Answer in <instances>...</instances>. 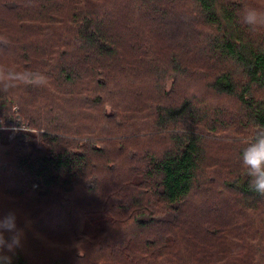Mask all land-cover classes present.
I'll list each match as a JSON object with an SVG mask.
<instances>
[{
    "label": "trees",
    "instance_id": "1",
    "mask_svg": "<svg viewBox=\"0 0 264 264\" xmlns=\"http://www.w3.org/2000/svg\"><path fill=\"white\" fill-rule=\"evenodd\" d=\"M124 1L81 0L73 5L69 19L44 20L43 25L34 21L33 40L49 42L46 55L12 65L19 70H37L48 77L45 86H20L0 94V125L11 128L20 120V124L30 128L10 141V129L0 130V215L15 211L18 227L23 231L22 246L16 249L12 264H170L162 260L163 248L168 245L162 246L160 234L169 231L175 235L180 226L193 223L186 216V204L201 196L207 185L218 186L226 193L232 191L245 230L253 223L259 226L264 222V197L250 190L249 178L241 165L247 142L235 143L238 155L225 157V149V153H218L214 165L203 168L207 143L228 144L210 140L224 133L230 140L231 128L223 129L225 123L220 125L218 117L211 120V112L197 109L196 95L189 90L184 91V97L165 102L180 80L205 73L200 63L194 68L190 66L188 52L175 48L169 55L166 70L170 67L173 73L161 102L146 101L128 112L110 104L120 90L115 85H121L126 74H130L131 82L146 71L153 79L159 71L154 64L157 57L163 53L167 56L166 51L148 55L152 50L148 42L149 49H141L147 53L139 58L146 66L136 67L129 61H134L131 56L115 47V31L107 20L121 9L118 5ZM40 2L44 9L53 6L51 0L33 1ZM132 2L139 8L148 7L145 12L150 32L154 27L158 34L164 33L168 20L181 15L178 9H185L187 2L195 5L203 25L214 29L206 48L218 54L223 63L232 65L211 76L207 88L243 106L246 121L240 122L239 132L242 137L252 134L253 138L256 129L264 127V32H250L242 23L244 1ZM23 3H13L15 7L12 2L2 5L9 12L21 14ZM23 17L21 21L15 20L22 31L31 24L25 13ZM159 40L156 42L160 43ZM97 57L116 62L109 68H113L115 84L106 92L101 74L110 70L91 65ZM94 71L96 78L91 74ZM62 74L66 82L75 85L69 95L54 86ZM70 98L79 101L83 109H64L63 100ZM225 113L215 111L217 116L224 117ZM215 173L222 178L216 177L215 181L210 176ZM137 174L141 180L134 178ZM217 200L213 199L211 205ZM81 212L104 223L102 234L76 248L60 243L56 223ZM199 225L208 238L226 235L213 221L203 218ZM157 228L159 232L151 235ZM191 230L188 236L192 241L204 236ZM252 233L256 243L244 251L251 258L248 264H259L264 262V230L260 225ZM174 240L169 247L174 248ZM204 244L205 241L202 246L195 244L193 258L204 254L194 260L195 264H201L204 256L209 260L216 258L204 251L208 249Z\"/></svg>",
    "mask_w": 264,
    "mask_h": 264
},
{
    "label": "rangeland",
    "instance_id": "2",
    "mask_svg": "<svg viewBox=\"0 0 264 264\" xmlns=\"http://www.w3.org/2000/svg\"><path fill=\"white\" fill-rule=\"evenodd\" d=\"M35 3L37 0H33ZM33 1L28 0H0V36L6 37L9 40V44H13L11 49H6L3 52H0V65H9L14 64H26L32 59L45 57V47L49 44L46 40H37L34 41V35H36L32 28L34 21L39 25H43V22L51 21L59 18L69 19L73 11V5L80 3L81 0H51V5L53 6L49 9H44L45 6L43 3L34 4ZM245 5H251L264 10V0H242ZM3 2H12L20 4L24 2L23 12L27 16L29 27L23 29V31L15 24V20H23L24 13L18 14V12L7 11L3 8ZM15 7L16 5L13 4ZM36 5V6H35ZM120 10L107 20L110 23V29L115 31L116 44L115 47L119 49V52L125 53L124 55L131 56L136 67L146 66L143 61H140L141 54L145 55V51L141 50L149 49L148 42L152 44V50L148 55L153 56V53L166 51L157 57V60L154 64L159 69L158 74L153 76V79L149 78L148 75L136 76L134 82L129 81L130 74H126L125 78L122 79L121 85L116 84L115 86L120 87L119 91L116 92V98L111 101V105L117 108L119 111H127L128 109H133L135 106H139L140 103L146 101L161 102L163 96V91L167 88V81L173 69L169 67V70H166L168 67V60L171 56L170 54L173 50L184 49L188 52V59L190 66L194 68L196 64H202L204 66V72L198 76L196 74L194 77L188 79L187 81L180 80L175 86L174 94H171L167 97L166 101L170 103V100H177L179 97H184V91L189 90L191 95H196L195 105L197 109L204 108V112H211L212 118H217L218 121H221V124L225 125L221 128L228 129L231 128L228 132L232 134V138L229 140V137L222 133V136L217 139H211L210 141H224L222 145L207 143L206 145V155L204 156V166L203 168H208L214 165V159L218 157V153H225V157H234L238 155V147L235 143L249 142L252 138L251 135H246L242 137L239 128L242 121H246L245 110L243 106L237 103L233 98H225L224 96H219L207 88V82L209 78L218 74L221 70H226L227 67H231L227 61L224 63L219 59L218 54H213V52L206 47L210 40L213 38L214 29L203 25L204 23L201 20V15L198 12L195 5H192L190 2L185 4V9H178L180 16L171 18L166 24L164 33L158 34L156 29L153 27L152 33L150 32V22L148 16L146 15L148 7L142 5V8H139L138 5L132 2V0H125L123 3L118 5ZM42 9V10H41ZM26 11V12H25ZM183 14V16H182ZM41 15V18H40ZM17 16L19 18H17ZM249 31V30H248ZM253 31L250 29V32ZM157 34H156V33ZM256 32H264V29H259ZM163 35V36H161ZM160 39V43L156 42ZM40 42L43 44L41 45ZM45 47V48H44ZM58 50H62L59 48ZM155 51V52H154ZM178 53V51H176ZM160 54V53H159ZM170 55V56H169ZM32 57V59H30ZM131 58V59H132ZM110 59H103V57L95 58L91 65H95L98 69L110 70L109 73L104 72L101 77L106 84L104 92L109 91L113 83L112 78V69ZM195 62V63H194ZM88 64V63H87ZM193 64V65H192ZM88 70V69H87ZM166 70V71H164ZM86 72V71H84ZM91 72V71H90ZM97 71H94L92 77L96 78L95 75ZM84 74V73H83ZM100 74V73H99ZM169 75V76H168ZM204 75V76H203ZM142 76L148 77L143 79ZM165 76H168L165 78ZM83 78V76L81 75ZM140 77V78H139ZM112 78V79H110ZM142 82L140 83L139 81ZM202 80V83H201ZM201 83V84H200ZM57 90L62 94L68 95L73 91L75 85L70 82H66L63 74L56 78L55 85ZM129 89H128V88ZM188 88V89H187ZM99 89V88H98ZM103 94V92H101ZM195 93V94H194ZM108 95L105 94V97ZM170 101V102H169ZM65 103L63 108H77L79 106V101H75L73 98L70 100L64 99ZM77 102V103H76ZM172 103V102H171ZM81 106L78 109L81 110ZM83 109V108H82ZM216 110L225 111V116H217L215 114ZM97 112V110H95ZM54 119V118H53ZM235 123V127H234ZM218 124V123H217ZM240 125V126H239ZM233 127V128H232ZM9 129V127H8ZM22 135V134H21ZM20 137L16 135L15 131H8V139L13 140L14 138ZM225 147V148H224ZM205 148V147H204ZM240 151V150H239ZM215 178H222L221 175H210ZM136 180H141L142 177L138 174L134 177ZM215 185V184H214ZM36 187V185L34 186ZM204 192L201 196L196 197L194 200H189L186 204V216L189 218V225L180 226L177 229V233L172 235V233L162 232V246L167 243L168 247L163 248L165 255H169V258H162L163 262L173 263V264H195V262L204 254L197 258H193L195 254V247L202 246V243L205 241L203 247H207L204 251L211 253L216 256V258H211L210 260L204 256L201 259V264H237L236 260H239L240 263L248 264L251 260L248 253L244 251V248L253 247L256 242H254L255 237H253V231L259 229L261 225V230H264V222H260L259 226L257 224H252L247 230L244 229V218H242V213L237 206H235V196L230 193H226L220 190L218 186L207 185ZM218 199L213 205L211 201ZM213 221L216 226L219 225L226 231V235L223 238L220 236H215L214 239L208 238L203 234L202 225H199V221L203 220ZM199 219V221H197ZM197 221V222H196ZM58 231L57 239L61 242H66L70 244L71 248H76V246L83 245L86 242H89L90 239L97 238L102 234L105 229L104 223L101 222L99 218L93 217L86 213L81 212L74 217L68 219H62L60 222H57ZM196 229L198 234L204 235L200 236L198 240L192 241L189 238V232H192L191 229ZM159 228L151 231V235L159 232ZM188 230H190L188 232ZM176 237V238H175ZM174 240V248L169 247L170 241ZM198 241V244H197ZM197 246H196V245ZM164 247V246H163ZM253 253V252H250ZM174 260L173 262H170ZM194 260H196L194 262ZM215 263H214V262ZM217 261V262H216ZM264 264V262L259 263Z\"/></svg>",
    "mask_w": 264,
    "mask_h": 264
},
{
    "label": "clouds",
    "instance_id": "3",
    "mask_svg": "<svg viewBox=\"0 0 264 264\" xmlns=\"http://www.w3.org/2000/svg\"><path fill=\"white\" fill-rule=\"evenodd\" d=\"M241 21L253 31L264 29V10L244 5ZM8 46L9 40L0 36V52ZM47 81L48 77L43 72L0 65V94H7L20 86L42 87ZM241 165L249 178L250 190L264 197V127L257 128L253 138L247 142L242 151ZM22 238L23 231L18 227L16 212L0 215V264H12L16 249L22 246Z\"/></svg>",
    "mask_w": 264,
    "mask_h": 264
},
{
    "label": "built area",
    "instance_id": "4",
    "mask_svg": "<svg viewBox=\"0 0 264 264\" xmlns=\"http://www.w3.org/2000/svg\"><path fill=\"white\" fill-rule=\"evenodd\" d=\"M1 129H8V127H4V125H0ZM11 131H15L16 135H21L24 132L28 131L30 128H28L25 125L20 124V120H18L17 124H14L13 127L9 128Z\"/></svg>",
    "mask_w": 264,
    "mask_h": 264
}]
</instances>
